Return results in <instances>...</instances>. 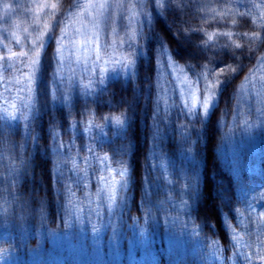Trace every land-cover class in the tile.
<instances>
[{
    "label": "rangeland",
    "instance_id": "374dc122",
    "mask_svg": "<svg viewBox=\"0 0 264 264\" xmlns=\"http://www.w3.org/2000/svg\"><path fill=\"white\" fill-rule=\"evenodd\" d=\"M4 2L8 7L0 3V55L6 54L3 44L14 52H27L44 23H53L33 73L31 99L25 79L27 57L0 59V264H264L250 255L264 246V0H108L112 15L109 8L105 16L89 7L103 0ZM37 3H56V15H49L50 7L37 13ZM163 10L175 18L174 27L199 40L202 49L190 52L188 58L199 54L195 62H177L155 39V121L147 133L139 209L128 211L132 194L122 114L120 123L110 118L87 121L69 134L55 135L50 155L61 193L59 212L50 229L22 224L17 213L6 211L24 168L22 135L13 133L16 127L35 112L93 99L109 81L134 75L137 59L146 61L150 54L143 41L149 34L141 37L140 30L165 18ZM61 29L68 46L59 62L55 37ZM218 32L234 35L231 40L223 35L207 40L206 34ZM252 32H259L256 41L235 35ZM70 40L79 43L73 47ZM236 41L242 46L234 56L223 52ZM206 59L219 62L217 69L206 68L209 75L228 65L234 70L220 73L204 108L200 90L206 69L204 62H196ZM174 63L183 72L175 70ZM242 67L249 74L237 87V99L231 101L236 93L223 99L217 120L218 154L239 177L238 199L235 190L233 199L223 196L217 205L232 237L233 252L225 259L195 218L200 182L195 139L199 121L217 102L220 78ZM193 102L196 105L189 108ZM100 124L102 128L94 126ZM105 154L106 162L101 160ZM108 166L115 171H107Z\"/></svg>",
    "mask_w": 264,
    "mask_h": 264
},
{
    "label": "trees",
    "instance_id": "16d2710c",
    "mask_svg": "<svg viewBox=\"0 0 264 264\" xmlns=\"http://www.w3.org/2000/svg\"><path fill=\"white\" fill-rule=\"evenodd\" d=\"M162 12L165 18L151 21L149 26L148 23L142 24L143 27L140 28L141 37L145 33L149 34V36L144 35L143 41L149 44L147 50L150 54L146 57L148 58L146 61L143 57L137 59L134 75L127 79L118 78L109 81L103 91L97 92L93 99L78 98L79 100L66 106H53L42 112H35L27 120L22 121L21 126L16 127L13 133L22 135L19 143L23 150L21 153L24 168L18 174L19 187L15 189L14 198L8 200L6 211L17 213L22 224L33 222L50 229L59 212L61 193L50 155L55 135L58 132L62 135L69 134L74 126L80 129L87 121L102 122L103 116L118 113L123 114L126 124L123 130L125 159L132 194L131 209L128 211L133 212L134 209H139L143 163L146 159L145 145L148 142L147 133L151 121H155L152 109V92L156 89L154 74L156 71L152 55L155 39L160 40L158 42L165 46L167 53L177 62H195L194 58L199 54L188 58L190 52L194 50V47L198 50L202 49L199 40L191 39L187 31L174 27L175 18L170 12L164 10ZM147 27H149L148 30ZM250 46L248 44L246 47ZM228 49H224L223 52L231 53L232 56L236 54V47L233 45ZM254 54L256 55V51ZM185 57L187 59H184ZM203 62L205 64L203 67L206 66L210 71H212L211 67L217 69L215 65L219 64L218 61L214 62L211 59L196 63L200 66ZM248 74V68L242 67L237 73L220 78L217 102L208 117L199 121L195 139L200 159V182L194 211L195 218L206 236L218 243L225 259L233 252L232 237L227 224L219 214L217 205L223 196L226 200L233 199L235 190L236 199H238L239 177L222 164L217 151L218 111L223 99L231 93H236L232 94L231 101L237 99V87L242 84ZM8 140L12 138L8 136ZM99 147L103 148V145L100 143Z\"/></svg>",
    "mask_w": 264,
    "mask_h": 264
},
{
    "label": "snow or ice",
    "instance_id": "6c2138e0",
    "mask_svg": "<svg viewBox=\"0 0 264 264\" xmlns=\"http://www.w3.org/2000/svg\"><path fill=\"white\" fill-rule=\"evenodd\" d=\"M157 2L159 3V0H157ZM0 3H3V6L5 8L8 7L7 3L4 2V0H0ZM51 8L53 9V12L50 13L49 15L51 16H55L56 15V10L58 9V5L56 3H51V4H46V3H37L36 4V12L37 13H41L44 12L46 8ZM89 7L96 9H99V16H105L107 10L109 8H111V15H112V7L113 5L111 3L108 2V0H103V2L99 3V4H93L90 3ZM257 7H261V5H258ZM107 16L108 18L111 17ZM264 15V14H261ZM260 17H257V19H259ZM255 20H253V24H255ZM53 21H46L44 23L43 29L36 35L35 39H33L31 41L30 46L28 47V51L27 52H14L12 51L10 48H8V45L3 44L4 48L6 49V54L5 55H0V59H3L5 56L9 59V60H14L15 58H17L18 56L20 57H27V63L25 65V67L27 68V75H26V84L28 86V93L30 94V99L32 91H33V73L34 70L36 68V65L39 62L40 59V54H41V50H42V42L45 39L46 34L50 31V28L52 26ZM25 31L27 32V29H25ZM13 35H15L13 33ZM207 35V40H213L214 36L217 35H223L224 37H228L229 40H231V37L234 35L232 32H218V33H214V34H206ZM236 36L239 37V39H241V37H243V39L241 40H248V41H256L257 36L259 35V32H252V33H236ZM66 38V33L64 31V29L60 30V35L58 37H55V53L57 56V59L59 62H62L64 60V49L68 46L64 43V40ZM19 38L16 39V43L19 44ZM69 44H72L73 47H75L79 41H73L70 40L68 42ZM85 44H88V40L84 41ZM242 45L239 43H235L234 47L239 48ZM165 51H167V49H165ZM130 63V61H129ZM175 70L183 72V68L181 67V65L179 64H173L171 65ZM206 69V66H205ZM234 70V68L231 65H228L227 67L221 69L219 72H216L215 75H213V73L211 75H209V73L207 72V69L205 72L202 73L203 79L204 81H206V83L204 84V87L202 88V90H200V93L203 92V96H202V107L207 108V105L211 99V96L213 95L212 89H214L216 87V83L219 80V76L221 72H232ZM56 71H59V69H57ZM195 102H193L191 105L188 104L189 108L195 106ZM6 111V109H5ZM111 119L114 123H120L121 119H122V113L119 116H114V115H105L102 117V120H107V119ZM93 126V125H92ZM96 128H102L103 124L100 125H94ZM91 127V126H90ZM90 127L85 129V131H89ZM60 146H64L62 143H59ZM101 160L106 162L109 160V156L107 154H105L103 157H101ZM107 171H115V169H112L108 166ZM101 180L104 179V177H100ZM114 183H117V181H114ZM114 188V187H113ZM112 188V190H113ZM111 190V191H112ZM109 191V192H111ZM0 255H2V253H0ZM251 258L254 260H260L262 262H264V246H261V249L258 251H252L251 252Z\"/></svg>",
    "mask_w": 264,
    "mask_h": 264
}]
</instances>
